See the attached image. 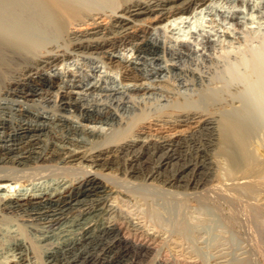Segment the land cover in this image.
<instances>
[{
	"label": "bare ground",
	"instance_id": "1",
	"mask_svg": "<svg viewBox=\"0 0 264 264\" xmlns=\"http://www.w3.org/2000/svg\"><path fill=\"white\" fill-rule=\"evenodd\" d=\"M208 1L0 0V231L21 230L3 243L11 260L24 262L32 254L40 264H140L156 252V264H204L193 246H186L185 227L180 225L178 233L165 230L150 201L155 194H219L225 189L223 172L226 183L239 188L261 184L250 178L260 173L261 164L250 165L244 158L250 122L243 98L248 92L256 97L250 106L264 98V33L252 32L260 39L255 45L245 43L248 56L218 75L224 83L219 94H244L238 97L244 105L236 119L220 115V104L207 95L198 106L176 98L158 110H143L123 126L108 103L84 101L74 90L78 81L70 84L49 69L69 57L97 54L112 68H123L124 80L139 79L142 74L132 58H117L114 50L131 44L137 57L161 60L148 33L173 16L193 14ZM250 15L256 17L253 11ZM239 81L247 85L240 87ZM163 89L160 83L129 87L142 93ZM112 91L119 89L110 95ZM52 97L55 109L48 114L43 102ZM85 122L123 127L110 138L108 131ZM47 177L54 182H36ZM27 180L30 186L20 188ZM136 201L150 207L149 217L128 208ZM253 203L247 209L263 222L264 206ZM241 258L239 264H254L248 255Z\"/></svg>",
	"mask_w": 264,
	"mask_h": 264
},
{
	"label": "rangeland",
	"instance_id": "2",
	"mask_svg": "<svg viewBox=\"0 0 264 264\" xmlns=\"http://www.w3.org/2000/svg\"><path fill=\"white\" fill-rule=\"evenodd\" d=\"M242 1L243 0H210L205 6L198 8L191 15L173 16L169 20L163 21L158 25L156 24L155 28L148 33V39L159 46V56H157L161 57V60L149 59L151 57L150 55L146 61L141 57H137L135 49L131 44L116 48L114 54L117 58L120 56L128 60L132 58L131 61L134 62V65H137V67L141 69L136 68V71L138 70L142 75L141 78L135 79L134 81L124 80L121 77L124 71L123 68H116L117 66L112 68L113 65L105 62L106 59L103 60L102 57L97 54L93 56L77 55V57H69L64 61L65 63L62 62L58 67L56 66L51 70L49 69V73L51 71L52 75L56 76L59 74L64 76V79H67L66 82L68 81L70 84L78 81L76 84L80 86L75 87L74 90L78 92V95H76L80 96L84 101L97 100L100 101V103H108L111 109H114L121 115V121L124 123L122 124L123 126H125L128 121L132 123V117L142 113L143 110H158L173 103L176 98L184 100L188 105L193 104L194 106H198L203 104L207 98L209 99V95H213L215 102L220 104L219 112L222 113H220V115L229 113L231 114L230 116H233L235 119L239 117L237 112L240 110L238 108H242L246 102L249 103V105L246 103V105H244L245 108H247V106H249L247 109L250 108L251 110L253 108L251 112L250 110H245V112L247 111L245 115L248 118L246 120L248 124L250 122V126L247 125L249 128L246 127L247 138L243 146L247 147L244 148L246 154L244 158L247 157L245 161L248 160L247 162L250 165L254 163L261 164L260 173L257 174V176L250 177L252 182L253 179L255 182L260 181L259 183L261 184H259L258 187L256 185L243 186L244 188L240 186V190L239 186L227 184L230 182L229 180L226 183L225 180H227V178H225L226 175L223 176L225 174L223 172L221 176L223 177L225 189L224 186L221 185L223 186L221 188L224 190L220 189L221 191L219 194H216L219 190H212L214 194L209 191L211 194L207 192L209 194L205 196L203 194H201V196L198 194L197 196L193 194V196L191 194L190 196L189 194V196L185 195L180 198L173 195L170 196L171 194H155L156 199H154L156 201L153 198L151 200L154 201H150L154 203L152 204L154 206L153 208H156L158 212L160 211L157 217H159L161 224L163 222L162 225L165 230L170 233H172V231L174 233L177 231L176 233H178L180 225H182L183 228L185 227L186 246H193L194 248L192 247V249H194L195 253L198 252V257L204 264H239V261L242 259L241 257L247 255L252 258L254 264H264V220L262 222L256 219L254 214H251L252 211L247 209L250 205V207L254 205L253 202H256V204L260 202L259 204L262 203L261 205L264 206V158H262L264 157V129H261L264 128V110H261L264 109V98L261 102L262 104H258L257 101L254 104L253 102L256 100V97H253L250 92L247 93L248 95L246 94L247 98H243L247 99L243 102L242 99H239L242 97L241 94L244 95L240 91V94H237L238 92L235 90L226 92L228 95L226 97L223 94H219L217 91L220 86L224 84L222 83V77L218 76L222 74L224 68L236 62L239 64L238 60L240 56H248L247 50L244 51V47L247 44L255 45L259 42L260 37L253 36L254 33L252 34V32L264 33V0H244L248 2V5H241L239 2ZM253 5H255V7L250 9ZM247 6H250V8ZM252 11L256 16L255 18L250 15ZM237 23L243 26L242 29L237 28ZM227 32H229L231 36L227 35ZM245 43L247 44L245 45ZM135 60H137L136 63ZM241 69L244 70L245 66L244 68H238V71ZM134 82H143L147 86L160 83V85H163L164 89L162 91L152 90V92L148 93L131 91L129 87H132ZM241 82L243 83L240 84L239 81V86L242 85V87H244V85H247V83L244 84V81ZM83 83L86 84L84 87H82ZM93 85H96L98 90L92 91V89H88ZM59 87L60 86L57 85L52 88V90L56 91ZM113 88H118L119 91H112L110 95V91L113 90ZM213 91L215 93H212ZM167 92L170 93V96L167 95ZM232 92L234 94H232ZM251 99L253 101L252 104H254L251 105L252 108L249 101ZM201 100L203 102H201ZM228 100L233 101L228 102ZM242 102L244 104H242ZM223 103L226 105L223 106ZM43 104L46 109L44 111L48 114L53 111L52 109H55L53 97L50 101L43 102ZM256 104H258V106ZM254 107L260 109L256 111L255 109L257 108ZM44 108H42V111ZM253 110L258 114H252L254 113ZM71 116L74 119L78 118L76 114ZM114 123L112 128H110L111 124L101 122H88L87 125L108 131L109 136H111L110 138H112L113 135L119 134V130L123 127L118 123L116 124V122ZM80 137L87 139V136L82 133ZM39 181L43 183H52L54 182V178L47 177V180L46 178H42L38 179L36 182ZM29 182L30 181L27 180L20 188L28 186ZM222 191L224 194L221 193ZM225 192H227V194ZM166 197L169 199H166ZM248 202H251V204ZM233 207H236V210ZM128 208L135 213L138 212L149 217L150 207L141 202L139 203V201L132 202V205ZM153 221L154 219L149 221V223ZM155 221L157 220L155 219ZM258 223H261V225ZM176 227L178 229H176ZM2 232L0 231V264H40V262H38L39 259L32 254L29 259L24 262L11 260V251L9 252L8 249L2 246H4V242V244L8 243L13 235L20 236L21 230L19 228L17 230V226H13L11 230H2ZM155 253L156 252L142 260L140 264H156L154 262ZM39 256L42 258L41 254Z\"/></svg>",
	"mask_w": 264,
	"mask_h": 264
}]
</instances>
